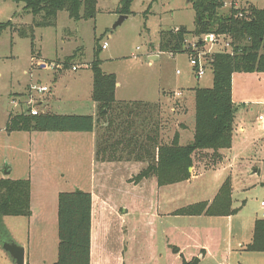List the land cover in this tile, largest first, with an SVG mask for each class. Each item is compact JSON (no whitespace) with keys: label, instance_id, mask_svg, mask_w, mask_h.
<instances>
[{"label":"rangeland","instance_id":"374dc122","mask_svg":"<svg viewBox=\"0 0 264 264\" xmlns=\"http://www.w3.org/2000/svg\"><path fill=\"white\" fill-rule=\"evenodd\" d=\"M121 2L122 0H100L96 18L90 20L75 21L69 18L67 12H60L55 27L38 29L34 50L35 54L42 53L41 56L46 62L43 64L44 68L39 67L37 59L34 61L32 59L31 39L20 38L11 30L0 35V178L30 180L28 176L31 164L37 168L33 173L31 188L32 211L35 212V218L0 219V226L8 232L6 239L5 235L2 236L0 233V264H15L10 254L3 249L5 241L25 248L26 257L28 258L30 253L31 261L34 262L31 264L55 263L59 247L58 197L61 193L74 192L77 189L82 191L92 189L96 192V198L102 190V194L115 205L110 208V216L122 218L121 221L126 220L123 216L125 206L119 201L127 203L126 209L130 205L132 209L138 210L133 212L139 220L134 221V217L130 218L123 229L124 231L130 229L129 232L133 230L131 226L133 223L148 220L147 216L150 215V212L146 211L148 207H154L153 215L155 210L156 212L159 210V213L166 217L168 213L171 215L178 208L182 209L211 199L214 192H218L228 179L232 186L233 206L243 205L244 213L250 216L258 214L259 217L260 204L264 201V131L258 126L257 118L264 115V74H242L234 79L237 113L233 151L227 159L223 162L222 157L220 161L215 162L206 155L195 157L192 176L200 173H205V176L191 184L184 183L175 186L176 188L161 189L158 194L155 188L151 194L149 193L148 188L153 183L152 180L147 186H140L145 179L137 180L136 175L147 167V163L143 166L136 164L139 161L134 160V155L130 158L123 155L121 161L110 160L108 156L105 159L95 156L93 161L90 160L89 148L86 153L84 152L85 155L81 152L82 156L76 152L72 153L73 144L75 145L78 139L76 136L66 138L60 136L61 133H55L54 135L59 136L54 139L49 134V138L52 139L49 140L38 139L34 135L30 138L29 134L24 132L6 131L11 114L27 112L29 107L37 109L40 114L42 112L49 114L50 111L46 107L38 108V103L54 96L65 102L57 112L67 115L90 113V94L93 87L91 67L97 40L99 47L105 42L108 43V50H103L100 54V59L103 60L101 68L107 74L114 73L118 76L123 85L120 92L124 97H146L155 101V94L163 88L213 87V71L210 70L206 76L198 79L192 71L188 54L162 53L159 60L152 63L148 60V56L160 52L159 36L162 31L176 30L179 26H184L190 31L195 29L196 15L189 0H136L131 9L133 14L114 28L122 17L117 12ZM228 3L237 5L239 9L247 8L248 5L264 9V0H231ZM230 9L231 4L223 8L221 13L229 15ZM8 21H12L17 29L26 28L31 25L33 16L24 12L22 4L0 0V23ZM206 45L207 50H210L211 45ZM212 49L217 51L218 47L213 46ZM109 57L113 59L106 60ZM74 66L78 67L77 71H73ZM32 85L47 87L49 92L35 93ZM170 94L174 93L166 92V96L172 97ZM75 95L80 97L83 108H76L74 102H71ZM32 101L34 103L29 106V102ZM56 102L54 105L59 107V101ZM182 103L186 106L182 100L175 104L178 105V110L182 108ZM173 105V102L166 103L165 113L162 114L161 111L163 144H171L175 134L179 133L176 112H171ZM189 107L187 111H192L193 108L195 116V109L191 103ZM186 123L192 125L189 120ZM189 126L183 130L181 141L183 144L191 140ZM241 126L245 132L239 131ZM39 141L43 144L41 150ZM85 142L88 145L87 141ZM39 152H42V155ZM119 156L116 154V157ZM39 165L47 170L40 173ZM10 167L13 172L7 175ZM255 170L258 171L254 172ZM129 186L135 190L130 192L126 189ZM146 197H150L151 202L147 201ZM173 219L174 216L169 217V221ZM144 230L145 227L140 226L138 234L128 235L129 247L124 257L126 264H151L148 252L150 243L147 244L145 241ZM162 241L159 234L160 246ZM118 242L119 240L115 239V244ZM108 249L106 245L105 256H108L110 264H120L118 253H110Z\"/></svg>","mask_w":264,"mask_h":264},{"label":"trees","instance_id":"16d2710c","mask_svg":"<svg viewBox=\"0 0 264 264\" xmlns=\"http://www.w3.org/2000/svg\"><path fill=\"white\" fill-rule=\"evenodd\" d=\"M23 5V10L33 16L26 28H15L12 21L0 23V35L14 31L20 38L32 40V58L35 54L37 29L56 26L58 14L67 12L75 21L95 19L100 0H11ZM136 0H122L117 12L133 14ZM157 1V0H155ZM195 11V29L180 26L162 31L159 51L171 55H192L190 39L197 41L199 50L205 49L203 38L211 33L226 35L232 40L234 54L214 53L211 70L212 88H195V132L192 143L180 144L176 133L171 144L161 143V107L144 102H119L116 100L117 77L105 73L100 59L102 47L96 41L91 99L97 104L96 118L88 115H57L27 112L9 115L7 132L92 133L96 138L97 158L121 161L123 155L147 163L137 180L155 178L159 187H167L192 178L191 169L195 157L209 156L213 161L222 159V152L233 145L236 105L233 101V81L237 74H264V9L248 5L244 9H230L229 15L221 10L230 0H189ZM242 13L243 18H238ZM153 45H151L152 48ZM116 154L120 155L116 157ZM102 156V157H101ZM127 160V159H126ZM32 183L29 179L0 178V219L3 217L32 216ZM232 186L230 180L221 186L212 203L201 202L176 211L187 216H230L232 210ZM58 259L53 264H91L92 246V194L76 190L64 192L58 197ZM1 235L8 232L0 226ZM251 252L264 253V219L257 220ZM185 264H198L194 259Z\"/></svg>","mask_w":264,"mask_h":264},{"label":"crops","instance_id":"0c3cea01","mask_svg":"<svg viewBox=\"0 0 264 264\" xmlns=\"http://www.w3.org/2000/svg\"><path fill=\"white\" fill-rule=\"evenodd\" d=\"M179 27H177L176 29H178ZM161 54L162 53L159 52L158 54L148 56V60L151 61V63L152 61L159 60ZM41 55L42 53L40 54V58H35V59L32 58V59L33 61L37 59L39 63V67L44 68L43 64H45L46 62L44 61L45 60L44 57ZM154 57L156 58L153 59ZM110 59L113 58L109 57L106 60H110ZM241 75L242 74L235 75L234 79L236 78V76H241ZM116 77H117L116 100L119 102H144V103L158 104L161 107L162 114L165 113L164 107L166 106V103L170 104V102H173L174 105L171 107V112L174 113L176 112L175 117L179 120V124L176 126H178L177 129L180 135V144L187 145L192 143L195 132V119H194L195 116H194L193 108L192 111L191 110L187 111V108L190 109L189 104L191 103V106L194 107L195 109L194 89H190V88L184 89L179 87L177 88V86H176L177 89L163 88L162 91L159 90L157 94H155L154 96L156 98L155 101H152L153 98H146V97L127 98L122 96L120 89L122 88L123 85L117 75ZM33 86L34 85H32L31 87ZM168 91H172L174 93V94H170L172 97L166 96V92ZM177 92L182 93L181 98H177L175 96ZM91 94H92V90H91ZM91 94H90V99H91ZM56 100H58L60 103L59 107H56L54 105V103H57ZM72 100L73 101L71 102H74L76 108H80V109L83 108L80 97L78 95H75L72 98ZM181 100L186 104V106L182 103L183 104L181 105L182 108L178 110V105L175 106V104L178 101L180 103ZM233 101L236 105L235 95H234V81H233ZM90 102H91L90 105L91 112L89 114H82V115L93 116L96 118L97 104L93 102L92 99L90 100ZM63 103L65 104V102H62L61 98L54 96V98H48L47 100L40 101L38 103V108L42 109V107H46V109L50 111V114L67 115L61 112H57L61 110L60 109L61 106H64ZM41 114H44V112H42ZM191 118H192V123H191ZM188 120L192 125L189 126L188 123H186ZM188 126L190 129V133H192V137L190 138L191 140L189 143L183 144L181 143L183 130L186 129V127ZM162 129H163V124H162ZM239 131L245 132L244 127L241 126L239 128ZM97 132L98 130H94L92 133L64 132L61 133L60 136H64V137L76 136V138L78 139L77 142H75V145L73 144L72 148L74 149L72 150V153L76 152V154L82 156V153L83 154L84 152L86 153L87 148H89L90 160H92L93 158L95 159V156L97 155L96 152V138L98 134ZM17 133H21V132H17ZM24 133L29 134L28 136H30V138L32 135H34L38 139L43 138L49 140H52L49 138L48 136L49 134H51L53 136L52 138L54 139L59 136V135H54L55 134L54 132H30V133L24 132ZM85 138H88L87 140H85L87 141L88 145H86V142L84 141ZM39 143H41L39 145V150H41L43 144L41 141H39ZM260 146L261 145H259V147ZM232 151L233 150L231 148L230 150H226L222 152L223 162L227 159V157ZM39 154L42 155V152H39ZM100 161L102 160L100 159ZM136 164L142 166L145 165L144 163L141 162H136ZM111 165L114 164L111 163ZM38 167L40 169L39 170L40 173H42L43 171L45 172L47 170V169L46 170L42 169L43 167H40V165ZM10 169H11L10 173H12L13 169L11 167ZM36 169H37L36 166H32L31 164L30 166L31 172L29 173L28 176L31 180V183H32L33 173L36 171ZM257 171L258 170H255L254 172ZM137 176L138 175H136V178ZM203 176H205V173L196 174L192 176V178L187 182H183L167 187H175L177 185L184 183L191 184L193 181ZM150 180L153 181V183H151V185H149L148 188L150 194L153 192L154 188L156 189V194L160 193L161 189L167 188V187H159L157 184V180L155 178H148L143 180L140 183L141 184L140 186L141 187L147 186V183ZM87 189H88L87 192H90L92 194V201H93L91 264H110L108 256H105L106 245H108L109 247L108 250L111 251L110 253L112 252L118 253V257L120 256L119 257L120 264L121 263L126 264L124 261V257L127 254L129 247L128 235L138 234V229L140 226L145 227V230L143 232V234L145 235V241L147 244L150 243L148 252L150 256L149 262L151 264H185V262H191L194 259L198 260V264H264V253L251 252L247 250V246L251 244L253 240V231H254L255 223L257 220L262 219L261 215L263 213V209L261 208V204H260L259 217L258 214H256L257 216L247 215L243 211L244 210L243 205L240 207H234L233 203H232V210H235L237 212L231 214L230 216H221V217L208 216V215H200V216L179 215L175 213L176 211L180 210L179 208L174 210L172 212L173 214L171 213V215H169L168 213L166 217H163V215L159 213V210L157 212L155 210V214L153 215L152 209H154V207L152 208L150 206L146 209V211L150 212V215L147 216L149 217L148 220L133 223L131 225L133 227V230L129 232L130 229H127V231H124L123 229L125 225H127L128 222L130 221V218L134 217L135 218L133 219L134 221L139 220V217H137V215H135V213L133 212L135 209L134 208L132 209L130 205H128L129 207L126 209L125 207L127 203L119 201V203L124 204L125 206L123 208V213H124L123 216L126 218V220L121 221L122 218L110 216L109 213L110 208L115 207V205L113 201L112 200L110 201L105 194H102V190L101 193L98 194L96 198V192L92 189L89 188ZM126 189L130 190V192L135 190L130 186ZM218 192H214L211 199L205 200V202L212 203L215 197L217 196ZM145 193H147V191ZM122 198H124V193H122ZM146 200L151 202L150 197L148 198L146 197ZM114 202L116 204H119L116 201ZM148 205L150 204L148 203ZM171 216H174L173 221H169V217ZM33 218H35V212L32 211V216L29 219L33 220ZM159 234L163 239L161 246L160 243H158ZM115 239L119 240L120 243L118 242L117 244H115ZM104 242L106 243V245ZM110 242H111V246H110ZM108 250H107V254L109 255L110 253ZM31 263L34 262L31 261V255L29 253L28 258L26 257V264H31Z\"/></svg>","mask_w":264,"mask_h":264},{"label":"built area","instance_id":"2783aa9c","mask_svg":"<svg viewBox=\"0 0 264 264\" xmlns=\"http://www.w3.org/2000/svg\"><path fill=\"white\" fill-rule=\"evenodd\" d=\"M231 1V0H230ZM228 1V2H230ZM225 3L224 8L229 7V5L231 4V8L234 7L235 9H239L237 5H233L232 3ZM238 18H243L244 15L242 13H239ZM175 31H178V29H176ZM203 41L205 42V44L211 45L210 50H207V45H205V49L204 50H199L198 46H197V41H190L189 45L191 48V51L193 52L192 55L190 56V65L192 67V71L195 74L196 77H198V79L203 78L210 70H211V64L213 62L212 59V54L214 53H227V54H234V48H233V44H232V40L226 36V35H217L215 33H211L207 36H205L203 38ZM213 46H217L218 49L217 51H214L212 49ZM108 48V43H104L102 46L103 50H106ZM73 71H77L78 67L74 66ZM32 90L35 93H39V94H44L49 92V89L47 87H36L33 86ZM175 96L177 98H181L182 97V93L181 92H177L175 94ZM34 102H29V106H31V104H33ZM31 109V115L33 116H37L39 114V111L33 107H29ZM257 123L258 126L264 131V115H260L257 118ZM261 208L263 209V213L261 215L262 219H264V201L261 203Z\"/></svg>","mask_w":264,"mask_h":264},{"label":"water","instance_id":"95a60500","mask_svg":"<svg viewBox=\"0 0 264 264\" xmlns=\"http://www.w3.org/2000/svg\"><path fill=\"white\" fill-rule=\"evenodd\" d=\"M126 19H128V16L122 15L119 22L114 26L116 28L117 26L121 25ZM154 57L153 59H155ZM45 67V65H43ZM192 171V169H191ZM10 174V169H8L7 175ZM3 249L10 254L12 259L15 261V264H26V251L25 248L16 245L13 242H3Z\"/></svg>","mask_w":264,"mask_h":264}]
</instances>
